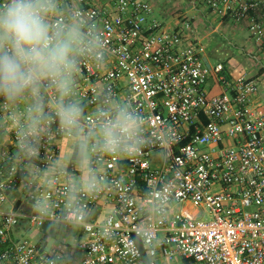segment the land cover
I'll return each mask as SVG.
<instances>
[{"label": "built area", "instance_id": "obj_1", "mask_svg": "<svg viewBox=\"0 0 264 264\" xmlns=\"http://www.w3.org/2000/svg\"><path fill=\"white\" fill-rule=\"evenodd\" d=\"M193 1L245 24L254 44L264 46V0ZM79 4L111 52L105 70L85 68L81 99L91 107L95 90L105 85L131 97L151 139L135 154L102 158L105 184L83 201L87 218L59 224L77 228L73 244L16 236L21 223L51 232L47 225L65 211L64 189L58 180L33 193L53 205V215L38 218L7 149H0V264H140L144 258L157 264L159 256L191 264H264V115L251 105L256 79L233 74L223 62L212 65L185 14L159 20L150 0ZM212 76L222 87L218 93H212ZM67 141L55 135L47 142L50 160L65 156ZM102 206L108 207L103 217H95Z\"/></svg>", "mask_w": 264, "mask_h": 264}, {"label": "clouds", "instance_id": "obj_2", "mask_svg": "<svg viewBox=\"0 0 264 264\" xmlns=\"http://www.w3.org/2000/svg\"><path fill=\"white\" fill-rule=\"evenodd\" d=\"M110 56L100 26L79 0H0V114H8L0 120V149H7L38 218L53 215V205L33 193L62 182L65 211L47 231L87 218L83 201L105 184L103 157L135 154L151 139L131 97L105 85L95 90L91 107L81 99L85 68L105 70ZM55 135L66 138L71 151L52 161L45 149ZM160 153L166 161L167 149Z\"/></svg>", "mask_w": 264, "mask_h": 264}, {"label": "rangeland", "instance_id": "obj_3", "mask_svg": "<svg viewBox=\"0 0 264 264\" xmlns=\"http://www.w3.org/2000/svg\"><path fill=\"white\" fill-rule=\"evenodd\" d=\"M154 5L155 16L159 20L173 19V15L185 14L193 21L194 35L198 37L206 49L207 60L215 65L218 62H224L228 67L243 68L242 72L254 73L253 65L256 63L248 53V47L253 46L254 41L247 30L245 24L240 22L228 23L234 30H230L226 25H221L218 16L213 12H207L204 15L205 7L199 6V9H192L189 7L187 0H150ZM185 11V13H177ZM246 39V47L242 46L240 39ZM244 44V43H243ZM240 70V69H239ZM10 204H16L17 196L10 195ZM9 205V204H8ZM16 236H26L45 243L57 244L60 242H69L73 244L75 236H77V228L75 226L58 225L57 233H46L44 231L32 227L27 223H21L15 231ZM40 237V238H39ZM173 264H184L181 259H177Z\"/></svg>", "mask_w": 264, "mask_h": 264}, {"label": "crops", "instance_id": "obj_4", "mask_svg": "<svg viewBox=\"0 0 264 264\" xmlns=\"http://www.w3.org/2000/svg\"><path fill=\"white\" fill-rule=\"evenodd\" d=\"M102 1H105V0H96V2H102ZM188 2V5L189 7H191L192 9H196L198 10L199 9V6L202 5L201 3H196L193 1V0H187ZM205 7V6H204ZM185 13V11H181L179 10V12L177 13ZM209 12V10H207L205 8L204 10V15H206V13ZM219 19V22L218 24L220 23L221 25H228V23H232L234 21L232 20H229V18L225 17V18H220L218 17ZM229 27L230 30H234L233 27L231 26H227ZM240 41L242 42V46L243 47H246V39H240ZM244 43V44H243ZM245 53H248L249 55H251L253 58H255L256 60V63L253 65V69H256L254 70V73L253 74H250V72H248V75H250L251 77L255 78L256 81L258 82V91L257 93L252 97V101H251V105L253 106V108L260 114L264 115V46L261 47V48H258L255 44H253V46L251 47H248V51L246 52V49H245ZM224 63V62H223ZM226 65V67L232 71L233 74H238L239 72L245 70L243 68H237V67H228L226 63H224ZM222 90V87L217 85L215 83V80H214V77L212 76V93H218ZM71 151L70 147H69V142L67 141L65 147H64V151H63V154L66 155L67 153H69ZM9 206V205H7ZM107 206H102L101 208L95 210V217H99V218H102L103 217V213L107 210ZM192 211L195 213L197 212V210L194 208L192 209ZM100 215H97L99 214ZM46 233H52L55 234L57 233V231L53 230L51 232H44V234ZM44 242V241H43ZM69 244V242H66ZM177 259H181L184 264H191V259H186V258H181V257H175L173 259H168L166 257H163V256H159L158 259H157V264H173L175 263L174 261L177 260ZM145 261L146 259L144 258V260L140 263V264H145Z\"/></svg>", "mask_w": 264, "mask_h": 264}, {"label": "trees", "instance_id": "obj_5", "mask_svg": "<svg viewBox=\"0 0 264 264\" xmlns=\"http://www.w3.org/2000/svg\"><path fill=\"white\" fill-rule=\"evenodd\" d=\"M228 18V17H227Z\"/></svg>", "mask_w": 264, "mask_h": 264}]
</instances>
